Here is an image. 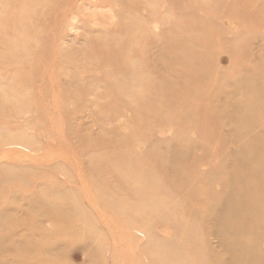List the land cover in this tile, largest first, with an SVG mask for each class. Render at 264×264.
Wrapping results in <instances>:
<instances>
[{
  "label": "rangeland",
  "instance_id": "rangeland-1",
  "mask_svg": "<svg viewBox=\"0 0 264 264\" xmlns=\"http://www.w3.org/2000/svg\"><path fill=\"white\" fill-rule=\"evenodd\" d=\"M253 85L264 0H0L3 264H264Z\"/></svg>",
  "mask_w": 264,
  "mask_h": 264
},
{
  "label": "bare ground",
  "instance_id": "bare-ground-1",
  "mask_svg": "<svg viewBox=\"0 0 264 264\" xmlns=\"http://www.w3.org/2000/svg\"><path fill=\"white\" fill-rule=\"evenodd\" d=\"M21 1V0H19ZM17 4V3H16ZM123 29H127L126 27H123L122 28V31H121V34H124L126 35V32L123 30ZM134 32L131 31L128 36H127V42L130 43V41H133L135 38ZM117 45V44H116ZM116 49H112V48H106V49H103L102 51H100L101 53V56L103 57L104 59V62H107V61H114V59L116 57L118 58H122V59H126L129 55L127 54V52L123 51L121 54L122 56H119L118 52H114ZM118 54V55H117ZM183 56H192V54H182ZM180 55V56H182ZM128 66H124L123 69H127ZM194 72L195 73H199V72H203V73H206V69L205 68H194ZM194 75V74H193ZM238 84L240 82H237ZM201 85V84H200ZM259 87H261L262 89H264L263 85H259ZM197 88L199 89V86L197 85ZM255 88L256 89V92H259L261 93V97L260 98H256V100H254V102L250 105L248 104H241L239 103L238 106L237 105H234L233 107V110L231 112V115L235 117H237L240 121H248L250 120L252 117H253V114H252V108H253V105H262L263 104V101L264 100V91H262L261 89L257 88L256 86H252L251 89ZM200 90V89H199ZM226 97H227V94H226ZM236 98V96H233V97H230L231 98V102L234 101V99ZM235 104V103H234ZM236 118V119H237ZM244 128L242 127V125L237 129V132H240V133H245V131L243 130ZM261 141H262V138H261ZM249 160H247V158H245V161L242 163L245 167H246V163L248 162ZM225 204L229 205L230 207H232V205L234 204V201H233V198L232 197H229L227 196V199H225L224 201ZM233 208H236L235 212H240L241 211V206H236V205H233ZM4 227L6 228H10V227H7L4 225ZM3 227V217L0 216V264H3V246L4 244L6 243L4 240L6 239V241L8 242L9 239H10V234L7 232L6 233V230L5 228ZM237 241H238V237H237ZM238 242L240 243V246L238 245ZM237 242V250H240V253L241 251L243 252V259H250L249 255H250V252H249V249H247V247L244 245V242L242 240H239ZM34 249V251H33ZM31 248L30 246L28 245H25V247L23 248H20L18 250V252L21 254V256L25 257V258H28L30 259L31 261H33L35 264L38 263V261L40 262V259H41V256L39 255V252H37L38 250H36V248ZM17 251V250H16ZM36 251V252H35Z\"/></svg>",
  "mask_w": 264,
  "mask_h": 264
}]
</instances>
